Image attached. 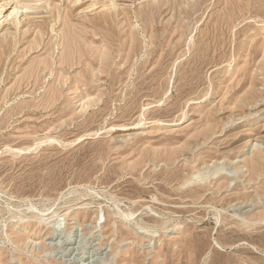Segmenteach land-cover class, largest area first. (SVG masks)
<instances>
[{
  "label": "rangeland",
  "instance_id": "rangeland-1",
  "mask_svg": "<svg viewBox=\"0 0 264 264\" xmlns=\"http://www.w3.org/2000/svg\"><path fill=\"white\" fill-rule=\"evenodd\" d=\"M35 1L0 12V264H264V0Z\"/></svg>",
  "mask_w": 264,
  "mask_h": 264
},
{
  "label": "bare ground",
  "instance_id": "bare-ground-1",
  "mask_svg": "<svg viewBox=\"0 0 264 264\" xmlns=\"http://www.w3.org/2000/svg\"><path fill=\"white\" fill-rule=\"evenodd\" d=\"M10 1H13V0H0V12H2L5 8H7L6 6H9ZM14 1H15V6L12 7L13 9L9 8V9H11L12 11L10 10L11 12L7 15V16H10V17L5 18V20L8 22V26L6 27V34H8V33H9V34H10V33H13V32H11V29H12V28H14V29L16 30V32H17V30L19 29V25H20L21 22H22V19H21L22 17L25 18V17L27 16V17L25 18V21L27 22L26 24H29V23L34 24V22H32V21H34V20L29 19L30 17H29V15L26 14L27 12L24 14L25 16H22L23 12H22V14H21L22 17H21V16H18L19 12L22 11V10H20L21 8H23V9H24V8H27V9H28V8H31V9H33L32 7H34V6H31V4H30L32 0H14ZM36 1L38 2V0H36ZM36 1H35V2H36ZM43 1H46V0H43ZM43 1H41V2L43 3ZM75 1H76V0H74V2H75ZM33 2H34V1H33ZM39 2H40V1H39ZM39 2H38V3H39ZM74 2H72V4H74ZM109 2H110V1H109ZM78 3H79V2H78ZM78 3H77V4H78ZM32 4H33V3H32ZM35 4H36V3H35ZM40 4H41V3H40ZM50 4H51V2H50ZM72 4H71V5H72ZM95 4H96V3H95ZM13 5H14V3H13ZM19 5H21V6H19ZM38 5H39V4H38ZM38 5H36V6H37V9H38ZM47 5H48V4H47ZM47 5H45V6H47ZM54 5H55V4H53V8H54ZM68 5H69V4H67V6H68ZM50 6H52V5H50ZM59 6H60V5H59ZM92 6H93V5H92ZM106 6H107V3H106V2H103V5H102V8H101V9H103V8L106 7ZM20 7H21V8H20ZM85 7H87V6H85ZM41 8H42V6H41ZM55 8L57 9V6H55ZM59 8H60V7H59ZM69 8H70V7H69ZM90 8H93V7H90ZM34 9H36V7H34ZM49 9H50V8H49ZM63 9H64V8H63ZM58 10H59V9H58ZM68 10H69V9H68ZM88 10H89V9H88ZM55 11H56V10H55ZM33 12H34V11H33ZM59 12H60V11H59ZM66 12H70V11H66ZM102 12H103V11H102ZM36 13H38V12L36 11L35 14H36ZM47 13H48V12H47ZM32 14H33V13H32ZM44 14H45V13H44ZM53 14H57V15H58V13H53ZM30 15H31V14H30ZM33 15H34V14H33ZM46 15H47V14H46ZM68 15H69V14H67V17H68ZM63 16H64V14H63ZM65 16H66V15H65ZM51 17H52V16H51ZM51 17H50V18H51ZM54 17H55V16H54ZM67 17H66V18H67ZM43 18H44V17H43ZM47 18L50 19L49 17H47ZM55 18H56V17H55ZM55 18H54V19H55ZM59 18H60V17H59ZM72 18H73V17H72ZM104 18H105V17H104ZM57 19H58V18H57ZM57 19H56V20H57ZM105 19H106V18H105ZM102 20H103V19H102ZM106 20H107V19H106ZM51 21H52V20H51ZM62 21H63V18H62ZM71 21H72V19H71ZM1 22H2V21H1ZM1 22H0V23H1ZM7 22H6V23H7ZM48 22H49V21H48ZM56 22H58V21H56ZM65 22H66V20H65ZM65 22H64V23H65ZM73 22H74V21H73ZM85 22H86V21H85ZM2 23H3V22H2ZM6 23H5V24H6ZM54 23H55V22H53V24L51 23L50 26L52 25V27H53ZM74 23L78 25V23H76V22H74ZM74 23H72V24L74 25ZM82 23H83V22H82ZM82 23H81V24H82ZM57 24H58V23H57ZM66 24H67V23H66ZM66 24H65V25H66ZM69 24H70V23H69ZM86 24H87V23H86ZM86 24H85V25H86ZM90 24H92V23H90ZM263 24H264V23H263ZM70 25H71V24H70ZM70 25L68 26L69 28H70ZM82 25H84V24H82ZM88 25H89V23H88ZM88 25H86V26H88ZM0 26H1V24H0ZM24 26H25V25H24ZM26 26H28V25H26ZM26 26H25V27H26ZM86 26H85L84 28H86ZM25 27H24V28H25ZM52 27H51V28H52ZM71 27H73V26H71ZM75 27H76V26H75ZM78 27H79L78 29H80L81 26L78 25ZM88 27H89V26H88ZM21 28H22V27H21ZM35 28H36V27H35ZM35 28H34V29H35ZM48 28H50V27H48ZM54 28H55V27H54ZM62 28H63V27H62ZM64 28H65V27H64ZM81 28H83V26H82ZM29 29H30V27L28 26V27H27V30L25 31V34L29 31ZM34 29H33V31H34ZM52 29H53V28H52ZM76 29H77V28H76ZM38 30H39V29H37V31H38ZM47 30H48V29H47ZM54 30H55V29H54ZM62 30H63V29H62ZM71 30H72V28H71ZM74 30H75V28H74ZM80 30H81V29H80ZM80 30H79V31H80ZM1 31H2V29H1ZM37 31H36V32H37ZM55 31H56V30H55ZM66 31H67V30H66V28H65V32H66ZM85 31H86L85 29H84L83 31L81 30V32L84 33V34L87 32V31H86V32H85ZM63 32H64V31H63ZM65 32H64V33H60V35L62 34L63 37H64V38L61 37V38H63V40H62L63 42L61 41V39H60V41L62 42L63 46L67 48V51H66V52H67V57L70 58V59H72V56H74L73 54L76 53V52H75L76 47L79 46V45L75 44V43H77V42H76L77 39H76V41H74V40H75V37H76L77 35H79V33H81V32H79L78 34H75L76 36H75L74 34H72L70 31H69V33H67L68 31H67L66 33H65ZM75 32H76V31H75ZM75 32H74V33H75ZM33 33H34V32H33ZM39 33H40V31H39ZM48 33H49V31H48ZM50 33H51V32H50ZM53 33H54V31H53ZM56 33H57V32H56ZM86 34H87V33H86ZM86 34H85V35H86ZM130 34H131V33H130ZM13 35H14V34H13ZM19 35H20V34H19ZM36 35H37V33H36ZM39 35H40V34H39ZM45 35H47V33H46ZM51 35H52V34H51ZM56 35H57V34H56ZM62 35H61V36H62ZM80 35H81V34H80ZM16 36H17V35H16ZM37 36H38V35H37ZM37 36H35L36 39H38ZM40 36H41V35H40ZM43 36H44V33L42 34V37H43ZM53 36H54V35H53ZM74 36H75V37H74ZM86 36H87V35H86ZM19 37H20V36H19ZM25 37H27V36H25ZM51 37H52V36H51ZM51 37H50V38H51ZM5 38H6V39L8 38L7 35H6ZM50 38H48V39L50 40ZM102 38H103V37H102ZM15 39H16V38H15ZM17 39H18V38H17ZM23 39H24V38H23ZM78 39H79V38H78ZM26 40H27V38H26ZM31 40H32V39H31ZM31 40H30V41H31ZM51 40H52V39H51ZM57 40H58V39H57ZM16 41H17V40H16ZM33 41H34V40H33ZM33 41H32V42H28V46H29V43L32 44V43L35 42V44H36V42H38V40H36V41H34V42H33ZM73 41L75 42L74 44H72ZM78 41H79V40H78ZM90 41H91V40H90ZM102 41H104V40L102 39ZM133 41H134V40H133ZM14 42H15V41H14ZM21 42H22V41H21ZM41 42H42V41H41V39H40V43H41ZM49 42H50V41H49ZM53 42H54V41H53ZM5 43H7V42H5ZM8 43H9V42H8ZM18 43H19V42H18ZM89 43H90V42H89ZM1 44H2V43H1ZM37 44H38V43H37ZM37 44H36V46H37ZM41 44H42V43H41ZM47 44H48V42H47ZM55 44H56V43H55ZM78 44H79V43H78ZM52 45H53V44H51V46H52ZM105 45H106V44H105ZM0 46H1V45H0ZM48 46H50V45H48ZM80 46H82V45H80ZM103 46H104V45H103ZM103 46H102L101 48H103ZM31 47H32V46H31ZM39 47H40V45H39ZM52 47H53V46H52ZM60 47H61V46H60ZM98 47H99V46H98ZM48 48H49V47H48ZM61 48H62V47H61ZM66 48H63V49H66ZM82 48H83V47H82ZM101 48H100V49H101ZM107 48H108V47H107ZM1 49H2V48H1ZM28 49H29V47H28ZM30 49H31V48H30ZM34 49H35V48H34ZM46 49H47V46H46ZM79 49H80V48H78V49H76V50L78 51ZM90 49H91V48H90ZM93 49H94V48L91 49V52H92ZM98 49H99V48H98ZM37 50H38V49H37ZM61 50H62V49H61ZM80 50L82 51L83 49H80ZM107 50H108V49H106L104 53H106ZM27 51H28V50H27ZM31 51H32V50H31ZM63 51L65 52V50H62V51H61L62 57H63V53H64ZM93 51H94V50H93ZM28 52H29V51H28ZM62 52H63V53H62ZM78 52H79V51H78ZM89 52H90V50H89ZM95 52H97V51H95ZM99 52H100V51H98V53H99ZM79 53H80V52H79ZM49 54H50V53H49ZM51 54H52V53H51ZM61 54H60V56H61ZM65 54H66V53H65ZM82 54H83V52H82ZM84 54H85V53H84ZM88 54L91 55L92 53H91V54L88 53ZM99 54H100V53H99ZM77 55H78V54H77ZM92 55H93V54H92ZM103 55H106V54H103ZM103 55H102V57H103ZM82 56H83V55H82ZM99 56H100V55H99ZM50 57H51V55H50ZM62 57H61V58H62ZM74 57H75V56H74ZM74 57H73V59L76 60ZM77 57H78V56H77ZM84 57H85V55H84ZM87 57H88V55H87ZM91 58H92V57H91ZM105 58H106V57H105ZM46 59H47V57H46ZM81 59L83 60V57H82ZM101 59L103 60L104 58H101ZM0 60H1V59H0ZM59 60H60V59H59ZM74 60H73V61H74ZM102 60H101V61H102ZM31 61H32V60H31ZM31 61H30V62H31ZM61 61H62V59H61ZM64 61H65V58H64ZM67 61H68V60H67ZM77 61H78V59H77ZM79 61H80V63H81V60H80V59H79ZM36 62H37V61H36ZM70 62H71V61H70ZM99 62H100V61H99ZM34 63H35V62H34ZM34 63H33V65H34ZM51 63H52V62H51ZM61 63H62V62H61ZM63 63H65V62H63ZM89 63H90V62H89ZM89 63H88V66H89ZM103 63H105V62L103 61ZM44 64H45V63H44ZM66 64H67V63H66ZM71 64H72V62H71ZM73 64H74V63H73ZM99 64H100V63H99ZM64 65H65V64H63V66H64ZM35 66H36V65H35ZM65 66H66V65H65ZM91 66H92V65H91ZM97 66H98V65H97ZM97 66H96V67H97ZM40 67H41V63H40ZM40 67L38 66L37 70H38V69L41 70L42 67H41V68H40ZM44 67H45V66H44ZM48 67H49V66H48ZM51 67H52V66H51ZM67 67H68V66H67ZM73 67H75V65H73ZM100 67H101V66H100ZM30 68H33V66L30 67ZM30 68H29V69H30ZM71 68H72V67H71ZM71 68H70V69H71ZM93 68H94V65H93ZM93 68H92V69H93ZM98 68H99V67H98ZM101 68H102V67H101ZM33 69H34V68H33ZM67 69H68V68H67ZM96 69H97V68H95V70H96ZM102 69H103V68H102ZM34 70H35V69H34ZM42 70H43V69H42ZM99 70H100V68H99ZM97 71H98V70H97ZM30 72H32V71H30ZM34 72H35V71H34ZM91 72H92V71H91ZM85 73H86V72H85ZM93 73H94V72H93ZM93 73H92V76H93L96 72H95L94 74H93ZM99 73H101V71H100ZM32 74H33V72H32ZM35 74H36V72H35ZM37 74H38V73H37ZM37 74H36V75H37ZM64 74H65V73H64ZM38 75H39V74H38ZM95 75H96V74H95ZM95 75H94V76H95ZM31 76H32V75H31ZM33 76H34V75H33ZM33 76H32V77H33ZM64 76H65V75H64ZM84 76H86V75H84ZM92 76H91V79L93 80ZM36 77H37V76H36ZM34 78H35V77H34ZM37 78H38V77H37ZM65 78H66V77H65ZM87 78H88V77H87ZM95 78H96V76H95ZM97 78H99V77H97ZM88 80H89V79H88ZM99 80H100V79H99ZM94 81H96V79L93 80V82H94ZM97 81H98V80H97ZM86 82H87V81H86ZM93 82H91V83H93ZM86 84H88V83H86ZM87 86H89V84H88ZM88 92H89V91H88ZM88 94H89V93H88ZM89 96H90V94H89ZM36 211H37V210H36ZM38 212H39V211H38ZM41 214H42V213H41Z\"/></svg>",
  "mask_w": 264,
  "mask_h": 264
}]
</instances>
